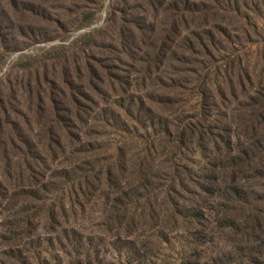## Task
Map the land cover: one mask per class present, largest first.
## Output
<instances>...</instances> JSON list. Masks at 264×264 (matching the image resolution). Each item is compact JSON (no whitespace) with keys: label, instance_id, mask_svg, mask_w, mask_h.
Returning a JSON list of instances; mask_svg holds the SVG:
<instances>
[{"label":"trees","instance_id":"16d2710c","mask_svg":"<svg viewBox=\"0 0 264 264\" xmlns=\"http://www.w3.org/2000/svg\"><path fill=\"white\" fill-rule=\"evenodd\" d=\"M32 2L31 31L63 27ZM120 3L117 39L21 58V94L0 91V264H264V0Z\"/></svg>","mask_w":264,"mask_h":264},{"label":"rangeland","instance_id":"374dc122","mask_svg":"<svg viewBox=\"0 0 264 264\" xmlns=\"http://www.w3.org/2000/svg\"><path fill=\"white\" fill-rule=\"evenodd\" d=\"M14 1L0 0V8L6 14V16L0 14V91L6 98L11 97L12 91H17V93L21 94L20 85L24 84L27 80L26 74L19 67L25 66L30 62L29 60H24L19 64L21 58L36 57L37 54L49 51L54 47L70 45L85 33L95 30H100L98 39L95 42L104 41L108 38V35L116 39L118 38L117 34L110 32V30H105V26L108 14L111 13L113 7L117 5L122 6L120 0H50L52 3L47 5V14L59 18L63 27L60 25L56 26L48 21L43 24L32 22L31 24L34 23L35 25L33 26L37 28L36 31L33 28L31 31L27 18L21 17L19 14L23 9V5L29 4L28 2H32V0H18L22 4L18 7ZM92 1L95 5L89 3ZM130 4L138 15L143 14L137 7V2H130ZM88 6L96 10V19L89 28L78 30L80 23L77 14L82 8H88ZM81 46L86 45L84 43ZM68 52L70 55L79 54L77 48H69ZM101 210L102 204L100 202L96 201L91 204L87 214L77 219L76 228L85 236L99 233L97 223L101 218ZM40 233L42 232L40 231ZM178 241L173 243L172 248L180 251ZM103 248H105L104 250L109 249L108 240L106 239ZM225 248L226 245L219 241H214L208 245L209 251L213 253L222 251ZM175 253L172 252L171 254L177 256ZM105 258L109 262L118 264V259L114 254L105 255Z\"/></svg>","mask_w":264,"mask_h":264}]
</instances>
